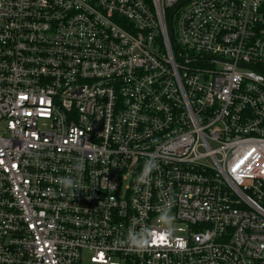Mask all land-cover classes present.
Masks as SVG:
<instances>
[{
    "label": "built area",
    "instance_id": "2783aa9c",
    "mask_svg": "<svg viewBox=\"0 0 264 264\" xmlns=\"http://www.w3.org/2000/svg\"><path fill=\"white\" fill-rule=\"evenodd\" d=\"M0 264H264V0H0Z\"/></svg>",
    "mask_w": 264,
    "mask_h": 264
},
{
    "label": "clouds",
    "instance_id": "9594fccd",
    "mask_svg": "<svg viewBox=\"0 0 264 264\" xmlns=\"http://www.w3.org/2000/svg\"><path fill=\"white\" fill-rule=\"evenodd\" d=\"M156 167H158V165L154 161H152V160L146 161L145 165H144V170L141 173V175L138 177V182H146L149 173L153 169H155ZM65 183L68 184V185H71L72 182L70 180H66ZM139 243L141 245H143L145 242L144 241H140Z\"/></svg>",
    "mask_w": 264,
    "mask_h": 264
},
{
    "label": "rangeland",
    "instance_id": "374dc122",
    "mask_svg": "<svg viewBox=\"0 0 264 264\" xmlns=\"http://www.w3.org/2000/svg\"><path fill=\"white\" fill-rule=\"evenodd\" d=\"M174 33H176V32H175V29H174Z\"/></svg>",
    "mask_w": 264,
    "mask_h": 264
}]
</instances>
